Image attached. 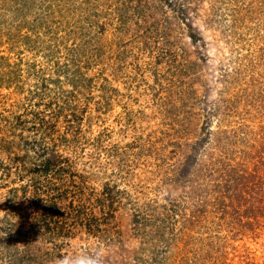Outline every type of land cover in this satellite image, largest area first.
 <instances>
[{
    "label": "rangeland",
    "instance_id": "374dc122",
    "mask_svg": "<svg viewBox=\"0 0 264 264\" xmlns=\"http://www.w3.org/2000/svg\"><path fill=\"white\" fill-rule=\"evenodd\" d=\"M0 264H264V0H0Z\"/></svg>",
    "mask_w": 264,
    "mask_h": 264
},
{
    "label": "trees",
    "instance_id": "16d2710c",
    "mask_svg": "<svg viewBox=\"0 0 264 264\" xmlns=\"http://www.w3.org/2000/svg\"><path fill=\"white\" fill-rule=\"evenodd\" d=\"M249 180L245 177V179H244L245 182L243 184L241 183V186H236L235 187L236 190H237V192H240V194L239 195L237 194V195L231 197V204L233 203V205H235V206H234V209H233V213H230V215L232 216V219H233L232 221H235L237 223L240 222L239 221L240 219H239V217H237V219H236V214L237 215L239 214V211H240L241 206H242L243 199H245V195H242V191H245V192H248V191L254 192L255 189H256L255 185L253 184L254 181H252V180L249 181ZM248 198H253V197H250L249 196ZM250 200H252V199H249V201ZM226 206H228V205H226ZM160 236L164 237L162 231L160 233Z\"/></svg>",
    "mask_w": 264,
    "mask_h": 264
}]
</instances>
